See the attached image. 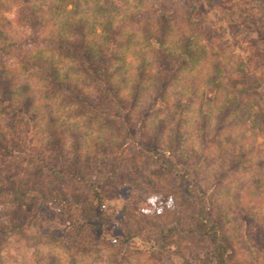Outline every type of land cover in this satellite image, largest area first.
I'll return each instance as SVG.
<instances>
[{"label": "trees", "instance_id": "16d2710c", "mask_svg": "<svg viewBox=\"0 0 264 264\" xmlns=\"http://www.w3.org/2000/svg\"><path fill=\"white\" fill-rule=\"evenodd\" d=\"M255 1L264 9V0ZM196 2L162 0L154 13L135 20L144 23L145 37L153 46L158 68L153 106L164 100L172 81L194 61L191 38L185 28L196 24ZM14 9L25 27L41 31L38 36L44 39L43 49L52 54L44 56L40 42L25 45L16 37L14 25L6 17ZM53 15L57 13L44 0H0V200L4 225L8 229L24 226L25 220L36 214L40 201L53 202L65 212L67 238L86 247L90 240H97V232L106 230L113 216L96 181L97 172L111 173L118 182L128 183L136 191L138 210L125 209L131 221L127 240L130 244H148L142 253L156 260H171L176 255L182 258V264H234L225 220L217 215L219 187L214 191L202 187L195 172L197 167L189 161L194 156L180 159L178 149L173 150L184 120L175 124L173 139L169 141L161 127L152 136L145 123L139 128L127 110L129 102L109 79L112 60L106 56L113 57V53L94 59L89 31L83 24L71 28L75 39H66L63 33L55 31L46 35L44 25L47 17L54 18ZM175 25L178 52L170 49ZM190 35L193 36L192 31ZM35 51L42 57L34 55ZM9 56L18 58L20 70L6 64ZM59 59L69 61L96 94L86 93L83 82L63 74ZM243 77L242 84L250 95L263 100L262 83L248 74ZM217 82L216 78L211 79L214 85ZM132 99L136 103L139 97L134 93ZM57 101L72 105V113L82 123L99 122L101 130H106L110 137H97L87 144L82 133L59 121L56 113L54 116ZM222 114L227 117L230 112L225 107ZM225 118L220 120L219 129L224 127ZM205 122H211V114ZM207 127H203L204 134ZM67 132L74 137L72 151L67 148ZM151 162L162 169V176L150 173ZM231 163L236 164L237 160L234 158ZM231 163L216 171L217 186L234 171L229 169ZM184 239L191 242V250H184Z\"/></svg>", "mask_w": 264, "mask_h": 264}, {"label": "rangeland", "instance_id": "374dc122", "mask_svg": "<svg viewBox=\"0 0 264 264\" xmlns=\"http://www.w3.org/2000/svg\"><path fill=\"white\" fill-rule=\"evenodd\" d=\"M161 1L44 0L57 13L54 18L47 17L45 34L55 31L63 33L66 39H75L71 28L74 24H83L89 31L94 59L113 53V57L106 56L112 60L109 79L126 103L129 102L127 110L132 113V121L139 128L145 123L150 136L161 127L166 140H172L175 124L184 120L173 150L178 149L180 159L194 156L189 161L196 165L202 187L210 191L219 187L217 215L225 220L233 263L264 264V98L250 95L242 84L244 74L255 77L262 83L260 91L264 97V9L255 0H212L210 3L197 0L193 16L196 24L185 28L191 38L194 61L172 81L164 100H158L153 106L158 68L153 59V46L145 37L144 23L135 20L154 13ZM45 9L49 10V6ZM6 17L22 44L40 42L39 47L44 50V39L38 36L41 31L25 27L18 20L17 9L6 13ZM177 27L170 37V49L175 52L180 49ZM49 53L44 50V56L52 54ZM34 55L42 54L35 51ZM58 63L63 74H71L75 81L83 82V75L69 61L59 59ZM6 64L10 69L20 70L19 60L14 56L11 59L9 56ZM213 78L218 81L215 85L211 83ZM84 84V91L94 96L93 86L87 80ZM134 93L139 97L136 103L132 99ZM54 105V116L56 113L59 121L82 133L87 144L97 137H110L106 130H101L99 122L82 123L72 113V105L65 106L58 101ZM149 105L150 109L145 110ZM225 107L230 112L227 117L222 114ZM42 113L44 110L43 117ZM210 114L211 122L206 124L205 118ZM222 117L226 121L219 129ZM66 137L67 148L72 151L74 137L69 132ZM234 158L236 164L231 163ZM229 162V169L234 171L217 186L216 171L227 167ZM149 167L150 173L162 176V169L154 162ZM96 181L113 216L106 230L97 232V240H90L86 247L67 238L65 212L53 202L40 201L36 214L27 218L24 226L8 229L0 200V264H182V258L176 255L171 260H156L142 253L148 247L146 243L130 244L127 233L131 221L125 209L138 210L136 191L128 183L118 182L111 173L97 172ZM184 242V250L187 247L191 250V242L187 239Z\"/></svg>", "mask_w": 264, "mask_h": 264}]
</instances>
